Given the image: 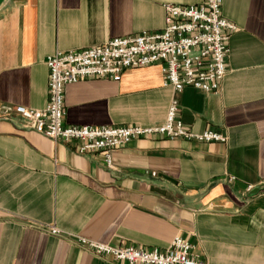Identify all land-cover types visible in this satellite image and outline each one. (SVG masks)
Wrapping results in <instances>:
<instances>
[{"label":"crops","instance_id":"obj_1","mask_svg":"<svg viewBox=\"0 0 264 264\" xmlns=\"http://www.w3.org/2000/svg\"><path fill=\"white\" fill-rule=\"evenodd\" d=\"M199 2L0 1V106L43 108L53 52L157 31L164 4ZM220 13L236 29L217 91L174 92L157 64L129 68L66 84L63 120L159 125L175 97L185 128L224 142L139 137L108 168L99 152L0 119V264H116L76 240L162 250L174 235L206 264H264V0H220Z\"/></svg>","mask_w":264,"mask_h":264},{"label":"built area","instance_id":"obj_2","mask_svg":"<svg viewBox=\"0 0 264 264\" xmlns=\"http://www.w3.org/2000/svg\"><path fill=\"white\" fill-rule=\"evenodd\" d=\"M161 29L135 35L109 38L104 43L67 51H56L45 60L47 67L46 101L41 109L21 105L0 106V119L19 116L23 127L52 140L74 142L78 153L99 152L106 167H111V152L132 139L148 136L180 138L198 142H224L220 133L205 129L193 132L176 116L177 99L168 103L159 125H71L63 120V88L79 79L118 80L129 68L157 64L164 83L174 92L185 86L215 92L227 71V40L235 25L221 16L220 0H201L197 4L163 5ZM247 191L252 186H247ZM49 233L58 234L54 227ZM77 243L100 256H110L116 264H206L192 252V245L174 235L166 248L112 246L78 238Z\"/></svg>","mask_w":264,"mask_h":264},{"label":"water","instance_id":"obj_3","mask_svg":"<svg viewBox=\"0 0 264 264\" xmlns=\"http://www.w3.org/2000/svg\"><path fill=\"white\" fill-rule=\"evenodd\" d=\"M0 1H2V0H0ZM253 193H254V192H253ZM253 193H252V194H253Z\"/></svg>","mask_w":264,"mask_h":264}]
</instances>
